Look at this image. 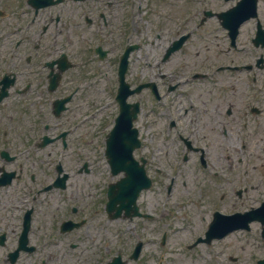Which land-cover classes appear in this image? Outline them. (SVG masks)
Wrapping results in <instances>:
<instances>
[{"label": "flooded vegetation", "instance_id": "flooded-vegetation-1", "mask_svg": "<svg viewBox=\"0 0 264 264\" xmlns=\"http://www.w3.org/2000/svg\"><path fill=\"white\" fill-rule=\"evenodd\" d=\"M182 2L184 11L176 19L189 17L175 28L169 25L171 36L158 43L157 50L142 54L143 45H152L154 40H140L131 0H50L49 3L47 0H0V213L12 212L15 195L24 193L32 183H37V194L47 192L42 190L46 184L39 175L26 174V157L19 156V151L38 147L44 133L59 136L52 144L57 150H79L91 144V138L86 137H94L91 117L96 114L95 102L84 103L90 89L80 87L99 85L94 66L100 69L104 101L109 104L107 115H111L109 101L118 87L116 73L120 54L129 45L136 48L129 55L127 80L132 85L152 82L157 92L155 95L146 87L130 97L151 101L156 117L154 125L160 132L177 133L180 140L188 138L191 142L185 143L187 147L193 144L194 134L206 137L203 134L206 130H215L221 136L233 134L246 121L250 137H262L258 150L264 151V0ZM231 6H236L232 18L218 15ZM86 11L90 19L81 14ZM79 16L85 24L82 32L76 25ZM180 35L186 36L181 47L164 58L167 45ZM48 62L53 63L48 66ZM62 66L67 72L66 78L65 71L60 70ZM58 74L54 88L49 89L51 77ZM225 78L232 81L229 88ZM235 81L244 86L242 104L236 110L231 105L222 109L218 95H223L225 90L236 93L237 89L232 86ZM203 91L216 97L218 103L212 105L211 96L202 99ZM66 95H69L68 101L54 111L53 100ZM235 114L239 119L237 126L227 118ZM84 118L88 120L82 121ZM49 119L54 121L47 122ZM211 120L215 123H210ZM150 125L151 119L142 123L145 132ZM11 172L14 174L8 176ZM69 178L65 188L70 191L59 188L53 191L60 195L64 210H69L67 219H84L86 224L89 216L78 214L80 206L85 212L94 204L90 193L84 191L89 181L69 182ZM258 182L250 188H264V173L258 176ZM69 199H74L78 207L70 205ZM28 208L32 210L31 230L32 205L21 209L17 224H21ZM6 220L2 219L0 224ZM263 228L261 221L254 219L246 230L250 232L248 264H257L258 259L264 258ZM239 231L234 230L226 237ZM228 258L233 262L238 260Z\"/></svg>", "mask_w": 264, "mask_h": 264}, {"label": "rangeland", "instance_id": "rangeland-1", "mask_svg": "<svg viewBox=\"0 0 264 264\" xmlns=\"http://www.w3.org/2000/svg\"><path fill=\"white\" fill-rule=\"evenodd\" d=\"M142 0V4H143ZM170 1L173 0H158V5L164 8L167 11V16L171 15L173 17H178L181 15L184 11L185 5L182 1H179L177 3V6H173ZM148 10V12H147ZM152 10V5L148 4L146 5V9L143 15L146 16V26L142 27L143 33L149 34L148 28L151 30L154 27V23L156 20L160 17H156L155 13ZM166 16V17H167ZM164 19V18H160ZM141 23V19H140ZM145 36V35H144ZM34 49V48H33ZM168 66H170L168 64ZM67 72H64V77L66 78ZM236 79V78H235ZM224 82L228 84L227 88L230 87V83L232 81L227 80L226 78L224 79ZM233 89H237V92H233L231 90L227 91L225 90V93L223 95L219 94L218 98L222 102L221 108L224 109L225 106L231 105L233 109L239 108L240 105L242 104L243 100V94L242 91H244V86L238 82L235 81L233 84ZM94 91V94L90 93L88 97L89 101L91 98L95 97V95L99 92V87H93L92 88ZM242 89V90H241ZM217 94V93H216ZM205 96L209 97L211 96V104L216 105L218 103V99L216 97H212L211 94L208 92L203 91L202 93V99L205 100ZM216 96V95H215ZM99 97H104V95H100ZM96 103V102H95ZM97 105V103H96ZM145 111L150 113V106L145 107ZM77 115V114H76ZM103 116L104 114H97L95 117L96 125L97 127H100L104 129V121L101 120L99 117ZM204 116H206V113H204ZM105 118V117H104ZM155 115H151V121H152V126L150 125L147 127L144 139L145 141H148V145L155 146V149L153 147H143L140 149V151H143L144 154L149 156V161H148V166H149V171L153 173L154 169L159 167V171L161 172L160 177H154V182L152 184V187L149 189L143 191L140 196H139V203L141 202L142 205H147L149 207L152 206L151 212H156V217L150 219V220H142L139 218L134 217L131 220L122 219V218H116V219H107L105 217H102L100 219V213L103 215L102 211H99L100 213L95 214L93 217L94 218H89L88 222L85 225H82L81 227L75 229L74 231L70 232L69 234H58L55 231H49L50 229L49 224H50V218H52L55 214V211L57 208H54V199H39L38 203L39 205L46 204V209H39L37 213H39L40 218H44L43 226L45 224L46 229H42L38 232H34L32 235L33 238H36L39 234V238H43L42 244L38 246L37 250L35 252H32L31 254H26L22 255L18 261L15 264H40V259L45 258V260L42 262V264H73V263H78V264H83V261L87 262V259L93 258L94 254L93 251L96 248L97 242L104 241V240H110L112 241L116 235L115 232H117L118 235L121 234L122 240L127 241L128 243L134 244L136 239L138 237L143 239V251H142V262L140 264H157L159 257L162 253L166 257L170 258L171 261H189L193 262L194 264H202L205 262V258L201 257V255L205 254V251L208 250V248L198 246L194 249H184L183 246L180 245L181 239H190V233H187V229L191 228L194 229L195 232L199 231L200 227L199 225L197 226L196 222H192L191 225L185 226L186 223L184 221H180L179 219L175 218L172 216V210L176 209V206L171 205L173 203V197H174V192L176 194H179L178 197L182 198H187L188 196H192L193 200L189 203V206H191L192 210L199 215L205 213V208L208 206V201H210V197H215V200L221 205L220 207L223 210L229 211L233 207H237L239 202H236V194L233 193L234 196V201L236 203H232L230 201L233 200V197L228 196V198H219V192H220V187L219 185H223V181L219 183L215 182H210L206 184V187H208L209 190V195H206L205 198L203 199L201 194L199 195L198 193L193 192L195 187H194V182L198 181L197 176L199 175V170H196L194 168L193 164H190L188 169V173L186 171V166L181 167L180 162L182 161L180 158L178 161H173L172 158L176 154H179L181 152V147L180 146H175L173 150L170 151H165L164 149H158L157 147L160 144H166L170 142L171 140L166 138L162 132H160L156 125H154L155 122ZM228 119H232V123L234 122V126H237V123L239 121L238 118L233 116L227 117ZM88 120V119H87ZM216 120V119H215ZM215 120H211L210 123H215ZM90 124V123H89ZM95 122H92L91 128ZM85 127V126H83ZM82 127V128H83ZM228 129H231L230 126H225ZM81 128V129H82ZM90 127H86L87 131H91ZM235 128V127H234ZM232 128V129H234ZM250 129V127H249ZM146 134H150L149 137H146ZM203 134L206 136L207 140L209 141L208 143L210 144L211 148L214 147H222L223 150H225L226 146H231V144L236 145L237 141V136L238 132L236 133V141L233 137H231L230 134H227L226 139L219 135L217 131L215 130H206L203 132ZM75 137L78 135L75 134ZM262 136V135H261ZM91 138L92 141H94V138L92 135L86 137ZM262 137H257L252 139L250 135L248 136L249 141L247 143L250 144L251 148V155H250V160H243L242 162H238L235 160V165L233 172L235 173V182L243 184L245 182L246 176H249L252 178L253 182L256 183L258 176L264 173V151H259L258 147L260 146L259 144L263 143V140L261 139ZM77 139V138H76ZM262 140V141H260ZM252 141H254V146ZM260 141V142H259ZM219 143V144H218ZM102 145V143H101ZM80 146V143L78 144ZM215 149H212V151H216ZM261 148V147H259ZM152 151H150V150ZM139 151V152H140ZM231 152V150L229 151ZM165 154H169L172 157L169 159L168 157H165ZM162 156H164V160L162 161ZM53 157V156H52ZM84 159L87 158L89 161V169L91 171L89 172V175L91 176L88 178L89 181L94 180L96 181H101L104 183L107 180H114L115 177H110L107 172V167L104 162L103 158V153L102 150H95L93 145L91 144L85 148L79 149V150H66V152L63 153V163L66 169H75V164L79 161V159ZM221 158V156H220ZM158 159H161V161H158ZM172 160V163L169 164ZM168 161V162H167ZM188 164V163H187ZM176 170L180 174H183L185 171L186 174H184L180 179H178L177 184L175 182H172V195L168 196L167 195V190L166 187L171 183L169 182V178L171 176H176L177 174L172 172V168ZM52 170L49 167V173H51ZM157 173V172H156ZM43 174H45V170H43ZM239 174L241 178L239 179ZM75 177H83L84 174L78 175L76 172L74 174ZM188 176V177H187ZM48 176L44 178L47 180ZM190 182H188V181ZM82 184V182H80ZM175 187L173 188V185ZM258 185V183H257ZM231 184L228 182L225 186V188H230ZM244 187V186H243ZM173 188V189H172ZM250 189V186L248 187ZM189 189V190H187ZM84 191H88L91 193L92 191H96L93 193V196L95 194L98 196V192L100 189L98 188H90V186H86ZM187 192L190 194L186 195ZM211 192V193H210ZM260 192V191H259ZM256 192V193H259ZM248 193V191L245 193V195ZM255 193V194H256ZM181 194V195H180ZM235 194V195H234ZM85 196V195H84ZM162 199L165 201V207L168 209V213L161 219L164 223H168V227L170 228L169 234H170V241L168 244L162 246L161 244H158V241H155V235L157 233L158 229H155L156 224V219L158 218L159 212L158 209L156 210L157 204L159 200ZM245 201V204L247 203V199L243 198ZM204 203V205H203ZM210 206H208L209 208ZM161 208V207H160ZM61 211V209H59ZM208 214V213H207ZM91 215V214H90ZM49 223V224H48ZM142 224H145L144 227H142ZM150 225L148 229L147 225ZM157 225V224H156ZM158 226V225H157ZM164 224H161V229L163 228ZM185 226V228H184ZM117 228L119 230H117ZM187 233V234H186ZM8 236L15 237L16 233L10 232ZM142 236V237H141ZM190 237V238H189ZM72 244H77L75 248H71ZM219 245V244H218ZM218 245H213L221 250V247H218ZM8 248H11V245H6ZM111 246V243L109 244ZM231 248V251L235 254L241 255V257H247L248 255V244L247 241L243 240H238L234 239L233 245L229 244ZM5 246H0V258H1V250L5 249ZM102 249L108 248V244L101 245ZM42 251V252H41ZM41 252V254H40ZM49 254V255H48ZM48 256V257H47ZM0 264H8L0 261Z\"/></svg>", "mask_w": 264, "mask_h": 264}, {"label": "snow or ice", "instance_id": "snow-or-ice-1", "mask_svg": "<svg viewBox=\"0 0 264 264\" xmlns=\"http://www.w3.org/2000/svg\"><path fill=\"white\" fill-rule=\"evenodd\" d=\"M128 124L123 120L117 121L116 125L111 129L109 140L114 146L115 154L113 158V166L115 171L120 168L131 172L135 161L132 159L131 148L128 146Z\"/></svg>", "mask_w": 264, "mask_h": 264}]
</instances>
